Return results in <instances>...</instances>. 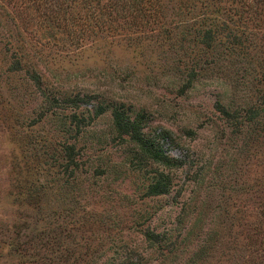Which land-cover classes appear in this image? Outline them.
I'll use <instances>...</instances> for the list:
<instances>
[{
	"label": "rangeland",
	"instance_id": "1",
	"mask_svg": "<svg viewBox=\"0 0 264 264\" xmlns=\"http://www.w3.org/2000/svg\"><path fill=\"white\" fill-rule=\"evenodd\" d=\"M85 1L0 0V264H264V0Z\"/></svg>",
	"mask_w": 264,
	"mask_h": 264
},
{
	"label": "trees",
	"instance_id": "2",
	"mask_svg": "<svg viewBox=\"0 0 264 264\" xmlns=\"http://www.w3.org/2000/svg\"><path fill=\"white\" fill-rule=\"evenodd\" d=\"M74 1V0H71ZM97 2H103V5L105 6V11H107L108 13L111 12V10L116 11V4L117 5H121V0H95ZM82 2H86L85 0H82ZM132 2H137V1H132ZM119 5V6H120ZM117 6V7H119ZM136 10H142L143 8L140 7H135ZM144 11V10H142ZM101 13V12H100ZM99 13V14H100ZM116 14V13H115ZM122 16H125V13L122 14ZM213 36H211V34L209 33L208 30H203V33L200 37V44H202L205 49H208L210 47H212L213 42H214V38H212ZM10 71V70H9ZM35 73V72H34ZM31 80H34L31 78ZM35 87L38 91L42 92L44 90L41 89L40 86V82H36ZM45 100L49 103V104H53L55 102H57L59 99H55L53 98V96H48L45 95ZM259 100H260V104L258 105H262V107H260L259 109L257 108V110L254 113H260V112H264V90L262 91L261 95H259ZM62 103H67L71 106L79 107L78 105L81 104L83 102V97H79L78 95H74L72 96V98H69L67 100H62ZM58 107V106H57ZM223 112L228 113L227 111L223 110ZM78 115L76 114H71L69 115L68 122L67 120H60V124H61V131L67 132L68 131V126L70 124V122H72V124H74L75 126H79V122L82 118H78ZM111 116H112V126L114 128V130L117 132V137H123L126 136L128 137L130 140L135 141V143H137L140 147L141 150V155L143 160L142 162L139 164V166L141 165H146L147 163L150 162L151 163H157L166 167H171L172 164H170V159L169 157L163 153L156 144H154L151 140H146L145 136L141 133V127L139 126V122H140V118L138 115L135 114L136 117L130 118V116L128 115L127 111H122L119 110V108L116 107H112V111H111ZM228 117V115H227ZM66 125V128H65ZM84 127V126H83ZM63 144L61 145V151L62 154L60 156H53L52 158L55 157L56 158H61L63 161L58 162L57 165H60L62 168V172H66L69 169V172L71 173L72 171L74 172V169H76L77 164L75 163L74 160V152H73V148L71 145L62 142ZM57 154V153H56ZM59 158V159H60ZM153 182L150 185V188L153 189V191H155L154 193H158L161 190H156V188H158V186L161 185V180H163L165 177L161 172H158L156 174V176H153ZM164 186V185H163ZM145 240H149V241H156L157 239V235L151 231V232H146L143 234Z\"/></svg>",
	"mask_w": 264,
	"mask_h": 264
}]
</instances>
